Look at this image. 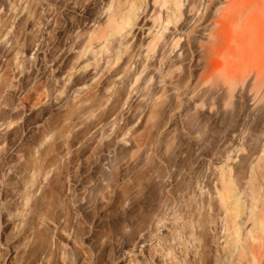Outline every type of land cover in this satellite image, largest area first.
<instances>
[{
  "label": "rangeland",
  "instance_id": "obj_1",
  "mask_svg": "<svg viewBox=\"0 0 264 264\" xmlns=\"http://www.w3.org/2000/svg\"><path fill=\"white\" fill-rule=\"evenodd\" d=\"M179 2L0 0V264L240 258L224 251L234 211L220 196L235 181L246 217L264 0Z\"/></svg>",
  "mask_w": 264,
  "mask_h": 264
},
{
  "label": "bare ground",
  "instance_id": "obj_2",
  "mask_svg": "<svg viewBox=\"0 0 264 264\" xmlns=\"http://www.w3.org/2000/svg\"><path fill=\"white\" fill-rule=\"evenodd\" d=\"M177 5L178 6L180 5L179 0H177ZM112 6H113V2L111 3V6L110 7H112ZM120 7H121V5L119 6V9H120ZM114 10H115V8H114ZM133 10H136V8H135V6L132 5L131 8L122 15L123 22H120L117 19V16H116V13L117 12H114V13L111 12V15L109 16V19H107V21H108V25L106 24L108 26L107 30L111 31L110 33L113 34V35L114 34L121 33L122 30L125 28V24L130 23V21H131V15H132V11ZM103 28L105 29V26ZM103 28H100V31H101V29L104 30ZM98 31L99 30H97L96 33L94 32L95 35H92L91 37L94 38V36L95 37L97 36V38H99V39L100 38H103V37H106V38L110 37V33L109 34H102L99 31V34L100 35H98L97 34ZM160 37H162V34L161 35L160 34H155L153 36V38H152V41H150L151 43H149L150 44V47H152L154 49V47L159 44V41L157 42V40H160ZM97 38H95V39H97ZM178 39H179V37H178ZM175 42L177 44V42H178L177 39H175ZM156 43H158V44H156ZM103 48H105V47H103ZM149 49H151V48H149ZM153 52H155V51L153 50ZM118 53H121V52L119 51ZM117 55L118 54H116V56ZM162 55H164V54H162ZM117 57H118L117 58V61H118L121 56L118 55ZM162 57H160L161 60H162ZM115 60H116V58H115ZM114 63H116V61ZM138 78L139 77H136V79H138ZM134 81L137 83L136 80H133V82ZM145 85H147V84H145ZM136 87L138 88V85ZM146 87L147 86H144L143 85V88H146ZM150 88H151V85H150ZM230 178H228V179L230 180ZM247 179H249V180H247L248 181V188H247L246 205H245V206H247V212L245 213V216L246 217L244 219H242V221H239L238 220V218L240 217L239 216L240 215V212L242 210L241 209L242 208V204L239 201V198L236 196V190H235V188H237V187L235 185V181H234V184L232 183L233 180L231 182L227 181L229 183H227L225 185V187L222 188L223 189V192L221 191L222 194L220 193L221 194V196H220L221 197V201L223 202V205H222V203H221V205L224 206L225 208H229V210L232 211V212L234 211V213L230 216L231 219L229 218L230 219V221H228L229 223H226V221H224L226 223V227H227L226 230L229 233V236L227 238V241L225 242L226 245L224 243V246L225 247L227 246L226 249L224 248V251L227 254V257L234 258V256H235L234 253L236 252V250H239L238 253H239V257L240 258L238 257L239 259L238 260H234L232 262V264H240V261H241V259L243 257H245V260L247 262L246 264H264V148L262 149V153L259 156V160L257 162H256V160H252V162L250 164V167H249V178H247ZM225 182L226 181H224V183ZM234 185H235V187H234ZM217 191H218L217 194H219L220 191L218 190V188H217ZM241 194L242 193H240V195ZM198 204H200V203H198ZM198 207H202V206H198ZM213 211H215V210H213ZM241 213H243V212H241ZM205 214H206V211H205ZM177 220H178V218H177ZM184 220L185 219H183V221ZM208 222H210V221H208ZM191 224L194 225V223H191ZM242 226H245L246 227V229H247V235L244 236L243 242L240 243L242 241L241 240V236H242L241 233L242 232H240V229L242 228ZM191 227H193V226H191ZM194 230H195V228H194ZM195 232H197V231H194V235H195ZM191 235L193 236V234H191ZM196 237L197 236H195V238ZM195 246H197V245H195ZM194 254H196V253L194 252ZM193 256H195V255H193Z\"/></svg>",
  "mask_w": 264,
  "mask_h": 264
}]
</instances>
